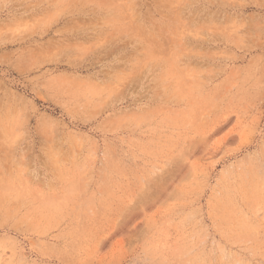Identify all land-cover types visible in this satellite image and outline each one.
Returning a JSON list of instances; mask_svg holds the SVG:
<instances>
[{"label":"rangeland","instance_id":"374dc122","mask_svg":"<svg viewBox=\"0 0 264 264\" xmlns=\"http://www.w3.org/2000/svg\"><path fill=\"white\" fill-rule=\"evenodd\" d=\"M0 264H264V0H0Z\"/></svg>","mask_w":264,"mask_h":264}]
</instances>
